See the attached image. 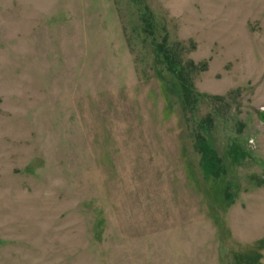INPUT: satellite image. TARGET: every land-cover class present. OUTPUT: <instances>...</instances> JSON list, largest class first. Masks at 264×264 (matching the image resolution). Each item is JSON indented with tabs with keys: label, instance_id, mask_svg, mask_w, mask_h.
Returning <instances> with one entry per match:
<instances>
[{
	"label": "rangeland",
	"instance_id": "374dc122",
	"mask_svg": "<svg viewBox=\"0 0 264 264\" xmlns=\"http://www.w3.org/2000/svg\"><path fill=\"white\" fill-rule=\"evenodd\" d=\"M0 264H264V0H0Z\"/></svg>",
	"mask_w": 264,
	"mask_h": 264
}]
</instances>
